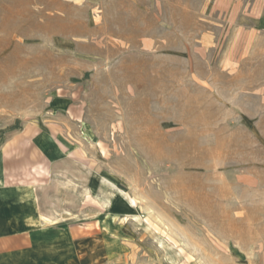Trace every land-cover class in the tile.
<instances>
[{
  "label": "rangeland",
  "instance_id": "obj_1",
  "mask_svg": "<svg viewBox=\"0 0 264 264\" xmlns=\"http://www.w3.org/2000/svg\"><path fill=\"white\" fill-rule=\"evenodd\" d=\"M0 214L28 264H264V0H0Z\"/></svg>",
  "mask_w": 264,
  "mask_h": 264
},
{
  "label": "crops",
  "instance_id": "obj_2",
  "mask_svg": "<svg viewBox=\"0 0 264 264\" xmlns=\"http://www.w3.org/2000/svg\"><path fill=\"white\" fill-rule=\"evenodd\" d=\"M23 236L22 214H0V264L27 263L24 259ZM31 264L39 262L32 260Z\"/></svg>",
  "mask_w": 264,
  "mask_h": 264
}]
</instances>
